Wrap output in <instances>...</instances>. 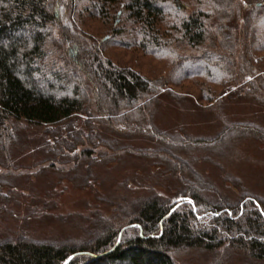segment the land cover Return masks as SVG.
<instances>
[{"label": "trees", "instance_id": "trees-1", "mask_svg": "<svg viewBox=\"0 0 264 264\" xmlns=\"http://www.w3.org/2000/svg\"><path fill=\"white\" fill-rule=\"evenodd\" d=\"M242 97L264 107V0H0L3 175L27 147L41 155L34 168L62 174L131 156L164 167L181 193L155 181L144 196L109 200V212L85 215L82 237L36 238L13 226L0 235V264L201 255L234 264L236 251L245 264L263 263L264 197L233 200L195 166L239 138L264 142V124L223 113L227 98ZM163 101L213 110L223 126L206 136L165 130L155 121Z\"/></svg>", "mask_w": 264, "mask_h": 264}, {"label": "rangeland", "instance_id": "rangeland-1", "mask_svg": "<svg viewBox=\"0 0 264 264\" xmlns=\"http://www.w3.org/2000/svg\"><path fill=\"white\" fill-rule=\"evenodd\" d=\"M222 110L229 121L264 124V107L252 98H227ZM216 113L199 110L192 102L180 107L163 101L156 110L155 121L168 131L179 129L206 136L223 126ZM198 155L202 158L204 153ZM40 156L27 147L18 152L16 166L8 169L7 174L3 175L4 166L0 165V177L6 176L9 181L0 183V235L19 225L36 238L82 237L85 231L82 226L91 220L84 218L85 215H94L97 210L107 213L111 205L119 204L125 197L144 196L148 193L146 187L158 185L155 181L160 190L175 194V198L181 195L176 192L180 189L178 181L166 175L164 167L131 156L124 157L121 163L95 166L90 175L83 168L64 174L47 168L38 171L33 163L40 161ZM204 157L207 159H200L196 169L231 199H237L243 192L264 197V142L239 138L225 149L219 148L217 153ZM113 199L116 202L112 204L109 200ZM234 256L232 263L245 264L237 251ZM207 257H186L180 264H211Z\"/></svg>", "mask_w": 264, "mask_h": 264}, {"label": "water", "instance_id": "water-1", "mask_svg": "<svg viewBox=\"0 0 264 264\" xmlns=\"http://www.w3.org/2000/svg\"><path fill=\"white\" fill-rule=\"evenodd\" d=\"M72 257H70L66 262H65V264H67L68 263V261L71 259Z\"/></svg>", "mask_w": 264, "mask_h": 264}]
</instances>
